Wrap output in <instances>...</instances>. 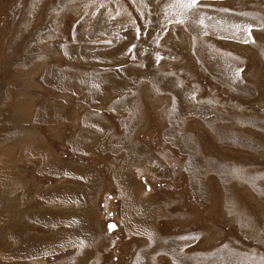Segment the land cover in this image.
I'll list each match as a JSON object with an SVG mask.
<instances>
[{"label":"rangeland","instance_id":"rangeland-1","mask_svg":"<svg viewBox=\"0 0 264 264\" xmlns=\"http://www.w3.org/2000/svg\"><path fill=\"white\" fill-rule=\"evenodd\" d=\"M121 89L149 97L132 105ZM112 111L145 115L133 124L156 149L138 181L157 228L105 227L101 264H264V0H0V264L70 253H32L44 232L31 191L49 181L31 151L41 137L69 158L68 120L117 126ZM110 194L102 223L118 225Z\"/></svg>","mask_w":264,"mask_h":264},{"label":"crops","instance_id":"crops-1","mask_svg":"<svg viewBox=\"0 0 264 264\" xmlns=\"http://www.w3.org/2000/svg\"><path fill=\"white\" fill-rule=\"evenodd\" d=\"M119 85L125 90L129 89V86ZM106 89L102 101L108 98L109 87ZM130 90L132 91H125V95L129 98L135 95L132 105H135L136 99L143 107L142 101L149 96H140L137 92L134 93V89ZM112 116L117 119V126L104 115L94 116L85 112L79 118L69 119L71 132L64 137V142L57 139L62 142V149L68 150L69 158L60 157L58 150L56 152L41 137L37 139L39 145L31 151L37 162L36 173L49 181L46 189L31 191L35 193L31 203L36 202L34 223L41 226L44 232L38 235V242L32 244V253L55 254L59 250L70 248L68 255H62L51 264H101L99 247L108 243L110 248L108 235H105L104 230L107 222L102 223L106 211H101L105 201L111 199L110 193H114L113 196L118 200L116 218L122 219L118 225L112 220L117 225V232H121L125 238L131 236V239H139L140 236L151 239L154 236L152 234L156 233V212L149 207V202L144 198L141 200L144 189L138 181L141 168L139 158L146 159L143 161L144 166L151 165L150 157H155L156 149L154 145L152 148L155 149H152L151 144H147L151 141L149 137L142 138L143 142L138 137L145 129L146 121L140 126L133 124L137 118L145 115L136 113L129 123H125L128 113L116 114L112 111ZM88 118H95L103 128L85 126L84 121L88 122ZM62 123L63 121L59 122V129ZM153 127L156 125L152 124L148 129L152 131ZM47 155L51 164L42 166V156ZM58 178L61 183L57 181ZM144 193L148 192L145 190ZM60 203L62 204L57 209L56 206ZM46 230L54 231L45 233ZM128 244L132 243L128 241ZM139 252L140 250L135 260Z\"/></svg>","mask_w":264,"mask_h":264},{"label":"snow or ice","instance_id":"snow-or-ice-1","mask_svg":"<svg viewBox=\"0 0 264 264\" xmlns=\"http://www.w3.org/2000/svg\"><path fill=\"white\" fill-rule=\"evenodd\" d=\"M176 2L178 4L186 5L188 7H191L192 5H194L197 2V0H176Z\"/></svg>","mask_w":264,"mask_h":264},{"label":"water","instance_id":"water-1","mask_svg":"<svg viewBox=\"0 0 264 264\" xmlns=\"http://www.w3.org/2000/svg\"><path fill=\"white\" fill-rule=\"evenodd\" d=\"M107 197H109V196H107ZM107 226H108V230H109L110 232L113 231L114 229H116L114 223H112V222L108 223Z\"/></svg>","mask_w":264,"mask_h":264},{"label":"bare ground","instance_id":"bare-ground-1","mask_svg":"<svg viewBox=\"0 0 264 264\" xmlns=\"http://www.w3.org/2000/svg\"><path fill=\"white\" fill-rule=\"evenodd\" d=\"M94 28V27H93ZM85 30V29H84ZM95 30V29H94ZM93 31V30H92ZM95 32V31H94ZM86 34V33H85ZM54 73V72H53ZM55 73H57V71L55 72ZM56 76H57V74H56ZM66 78H67V76H66ZM67 85H68V82H67ZM203 172V171H202ZM9 183V182H8ZM148 230V229H147ZM5 251V250H4ZM10 254V253H9Z\"/></svg>","mask_w":264,"mask_h":264}]
</instances>
